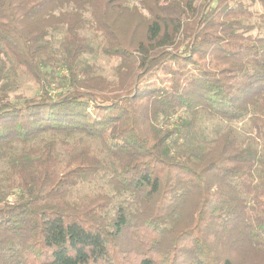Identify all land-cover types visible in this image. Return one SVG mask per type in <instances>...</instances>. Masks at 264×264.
Here are the masks:
<instances>
[{
    "label": "trees",
    "instance_id": "1",
    "mask_svg": "<svg viewBox=\"0 0 264 264\" xmlns=\"http://www.w3.org/2000/svg\"><path fill=\"white\" fill-rule=\"evenodd\" d=\"M130 1L0 0V264H264V0Z\"/></svg>",
    "mask_w": 264,
    "mask_h": 264
},
{
    "label": "rangeland",
    "instance_id": "2",
    "mask_svg": "<svg viewBox=\"0 0 264 264\" xmlns=\"http://www.w3.org/2000/svg\"><path fill=\"white\" fill-rule=\"evenodd\" d=\"M133 2L135 3V1L131 0L130 4H133ZM83 60L93 64L98 74H101L108 79L113 77V66L116 64L114 59H108L100 55L98 52H95L84 55ZM48 70H50V68H48ZM51 70H54V72L62 76L66 74V70L61 67H56ZM6 74L10 81L15 82V88H12L9 92L10 97H32L40 94L38 84L28 76L23 75L21 71L8 70ZM47 89L51 95H55L58 91H60L61 84L59 82L51 83ZM223 126L224 123L222 121L206 120L202 123V130L204 135H207L208 137H214L223 130Z\"/></svg>",
    "mask_w": 264,
    "mask_h": 264
}]
</instances>
